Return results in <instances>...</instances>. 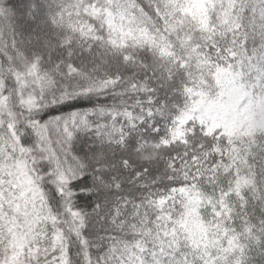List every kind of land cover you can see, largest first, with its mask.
I'll use <instances>...</instances> for the list:
<instances>
[{"label":"snow or ice","instance_id":"obj_1","mask_svg":"<svg viewBox=\"0 0 264 264\" xmlns=\"http://www.w3.org/2000/svg\"><path fill=\"white\" fill-rule=\"evenodd\" d=\"M0 264H264V0H0Z\"/></svg>","mask_w":264,"mask_h":264}]
</instances>
